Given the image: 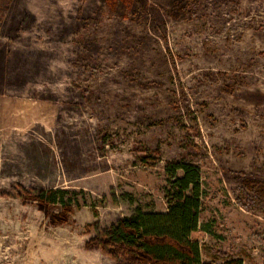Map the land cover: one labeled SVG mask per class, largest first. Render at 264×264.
<instances>
[{
  "label": "rangeland",
  "instance_id": "374dc122",
  "mask_svg": "<svg viewBox=\"0 0 264 264\" xmlns=\"http://www.w3.org/2000/svg\"><path fill=\"white\" fill-rule=\"evenodd\" d=\"M175 160L202 260L264 264V0H0V264H118L87 245L166 211Z\"/></svg>",
  "mask_w": 264,
  "mask_h": 264
},
{
  "label": "trees",
  "instance_id": "16d2710c",
  "mask_svg": "<svg viewBox=\"0 0 264 264\" xmlns=\"http://www.w3.org/2000/svg\"><path fill=\"white\" fill-rule=\"evenodd\" d=\"M169 188L166 211H143L119 219L103 237L93 238L88 248H99L118 264H214L203 261L200 244L192 238L197 230L203 190L198 165L184 161H169L164 167ZM65 189L43 190L36 196L40 207L61 205L52 219L64 222L71 210L72 198ZM30 195V194H28ZM219 264H242L241 260L224 258Z\"/></svg>",
  "mask_w": 264,
  "mask_h": 264
}]
</instances>
